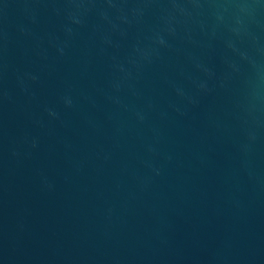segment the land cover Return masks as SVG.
Masks as SVG:
<instances>
[{
  "label": "water",
  "instance_id": "1",
  "mask_svg": "<svg viewBox=\"0 0 264 264\" xmlns=\"http://www.w3.org/2000/svg\"><path fill=\"white\" fill-rule=\"evenodd\" d=\"M0 264H264V0H0Z\"/></svg>",
  "mask_w": 264,
  "mask_h": 264
}]
</instances>
